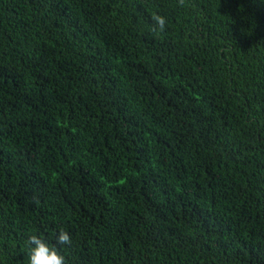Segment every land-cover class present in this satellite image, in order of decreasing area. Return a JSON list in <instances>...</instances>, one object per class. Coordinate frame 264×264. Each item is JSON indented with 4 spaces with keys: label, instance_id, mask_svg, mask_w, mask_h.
Masks as SVG:
<instances>
[{
    "label": "trees",
    "instance_id": "trees-1",
    "mask_svg": "<svg viewBox=\"0 0 264 264\" xmlns=\"http://www.w3.org/2000/svg\"><path fill=\"white\" fill-rule=\"evenodd\" d=\"M30 235L264 264V0H0V264Z\"/></svg>",
    "mask_w": 264,
    "mask_h": 264
},
{
    "label": "clouds",
    "instance_id": "clouds-1",
    "mask_svg": "<svg viewBox=\"0 0 264 264\" xmlns=\"http://www.w3.org/2000/svg\"><path fill=\"white\" fill-rule=\"evenodd\" d=\"M180 6L185 5V0H178ZM153 31L159 30L163 32L167 26V18L160 14H154ZM70 234L64 229H60L56 236V243L64 246L71 244ZM28 245V262L27 264H68L64 255L57 249L55 245H49L44 239L38 235H30L27 239Z\"/></svg>",
    "mask_w": 264,
    "mask_h": 264
}]
</instances>
